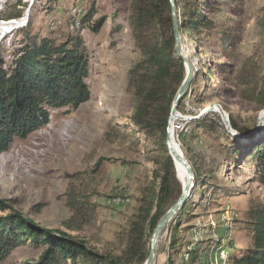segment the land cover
Returning a JSON list of instances; mask_svg holds the SVG:
<instances>
[{"label":"trees","instance_id":"16d2710c","mask_svg":"<svg viewBox=\"0 0 264 264\" xmlns=\"http://www.w3.org/2000/svg\"><path fill=\"white\" fill-rule=\"evenodd\" d=\"M46 1V10L57 4L56 0ZM94 4L95 1L91 0L85 9L81 27L92 22ZM175 4L182 41L187 36L197 44V54L200 55L203 47L209 45L213 52L228 59L233 57L237 43L235 27L213 18V15H225L223 4L213 0H175ZM22 15L19 11L6 18H20ZM106 18L103 16L94 21L92 30L98 32ZM125 20L138 53V58L125 73V90L130 94L133 107L131 122L154 144L156 154L150 157L155 165L152 177L145 176L138 188V207L123 235L122 253L99 249L73 234L92 224L96 204L91 201L94 193L91 180L93 174L101 171L104 158H100L90 173L76 171L67 175L64 197L70 215L61 221L59 228L40 225L0 199V262L9 258L17 248L31 245L42 249L37 264H145L152 230L180 198L182 178L168 153L165 138L173 99L187 72L183 60L176 56L170 0H128ZM22 32V46L13 60L7 63L0 57V154L9 151L16 139H25L47 125L52 109L69 107L76 110L92 97L88 82L90 55L79 32L70 34L60 43L29 29ZM225 65L217 59L211 62L200 58L194 67L191 86L178 104V111L184 108L189 97L196 104L205 105L210 98L220 94L219 88L209 85L215 71L223 81L238 84V95L244 101L264 110V75L254 59L247 58L237 72ZM230 124L237 133L252 140L238 141L222 121L209 120L208 115L188 122L186 126H191L190 133L185 129L178 132L190 152L188 160L194 170V184L185 206L169 224L168 264H209L213 249L218 248H225L229 262L234 264H264L263 198L251 200L245 213L251 239L247 254H231L234 244L232 241L225 244V231L216 233L218 238L192 236V229L203 227L198 220L206 217L209 210L216 208L215 205L218 206L214 213L226 211L214 196L222 189L220 174L225 170L239 171L251 167L252 179L264 187V131L257 138L248 135L253 126L242 124L232 116ZM121 136L120 126L108 124L106 141L114 143ZM189 140H196L200 146L190 147ZM208 226H204L202 237L213 234V227L206 233ZM207 240L211 244L207 245ZM184 254L189 258L186 259Z\"/></svg>","mask_w":264,"mask_h":264},{"label":"rangeland","instance_id":"374dc122","mask_svg":"<svg viewBox=\"0 0 264 264\" xmlns=\"http://www.w3.org/2000/svg\"><path fill=\"white\" fill-rule=\"evenodd\" d=\"M94 1L92 22L81 27L80 22L91 0H56L57 4H52L53 8L47 10L46 0H0V57L7 63L13 60L22 46L24 29L50 36L59 43L70 34L79 32L90 55L88 82L92 92L91 99L76 110L69 107L52 109L47 125L25 139H16L9 151L0 154V199L40 225L59 228L61 221L70 215L64 197L67 175L76 171L90 173L94 164L104 158L100 173L91 174V190L94 192L91 201L96 204L92 224L73 234L85 238L99 249L122 253L123 235L138 207V188L145 176L152 177L155 165L150 157L156 151L154 144L132 124L131 97L125 90L126 70L138 58L125 20L128 0ZM213 1L224 5L225 14L213 15V18L227 21L236 29L237 43L233 57H223L213 52L209 45L203 47L202 55L197 54V44L187 36L182 41L184 55L194 63V67L199 64L200 58L211 62L217 59L226 64V68H233L234 72L247 58L252 57L264 75V0ZM75 7L81 8L82 14H73ZM19 11L23 13L20 18H6ZM103 16L107 17L104 25L94 32L92 23ZM15 21L18 24L14 25V29L3 34V28L9 26L5 23ZM229 62L231 64H227ZM213 73L215 75L209 85L219 88L220 94L210 98L205 105L196 104L189 97L179 111L181 116L198 117L207 107L219 104L229 116V121L232 116L242 124L253 126L248 135L258 138L264 131V110L244 101L238 95V84H229L223 81L220 74L217 76L216 71ZM221 109L219 112L217 107H213L207 114L209 120L222 121ZM110 123L120 126L122 130L121 138L114 143L105 140ZM186 128V132L190 133L191 126ZM175 132L177 137L178 132ZM235 139L242 142L252 140ZM175 142L189 159L187 144L179 136ZM189 143L190 147L200 146L196 140H189ZM218 156L222 159L220 154ZM252 174L251 167L239 171L230 168L220 174L222 189L214 196L218 197L216 202H222L226 211L223 214L214 213L218 206L215 205L216 208L209 210L206 217L198 220L203 227L192 229V236L199 239L218 238L216 233L225 231V244L228 245L230 241L234 244L232 250L229 248L231 254H247L251 239L245 213L251 200L264 199V187L252 179ZM179 175L186 180L180 172ZM205 225H209L207 234L210 227L214 231L212 235L202 237ZM169 243L168 225L159 240L156 264H168ZM206 244H211V241L207 240ZM41 250L31 245L21 246L0 264H37ZM222 250L225 248L213 249V255L217 258L212 257L209 264H222L219 260ZM184 255L186 259L189 258L187 254ZM227 264L234 263L227 261Z\"/></svg>","mask_w":264,"mask_h":264},{"label":"water","instance_id":"95a60500","mask_svg":"<svg viewBox=\"0 0 264 264\" xmlns=\"http://www.w3.org/2000/svg\"><path fill=\"white\" fill-rule=\"evenodd\" d=\"M171 8H172V16H173V31L175 36V50H176V56L183 60L185 67H186V78L175 94V97L173 99L172 103V109L170 112V116L168 119L167 129H166V138H165V144L168 150V153L172 157L174 164L176 166V162L180 163L186 168V180L184 183H182V194L180 198L177 200L175 204H173L166 213L161 217L159 222L156 224L155 228L151 232L150 237V252L148 255V258L145 262V264H156L157 263V254H158V244L159 240L163 234V232L167 229L169 223L171 220L175 217V215L185 206L187 199L192 191L193 188V181H194V170L189 162L188 158L183 153L177 152L171 143L169 134L170 131L174 128V124L176 120H185L187 122L196 119L201 118L203 116H206L209 111L213 107H217L218 111L220 112V109L222 108L219 104H214L210 107H207L198 117H183L179 113L177 107L179 102L181 101L182 97L188 92L191 82L194 78L195 74V68L194 63L189 60V58H186L183 55L182 51V36L181 32L179 30V18H178V11L175 4V0H170ZM221 118L222 122L226 127V130L235 138H241V139H247L246 136H242L239 133H237L231 126L229 121V116H227L224 111L221 109ZM262 118H264V114L262 115Z\"/></svg>","mask_w":264,"mask_h":264},{"label":"bare ground","instance_id":"6f19581e","mask_svg":"<svg viewBox=\"0 0 264 264\" xmlns=\"http://www.w3.org/2000/svg\"><path fill=\"white\" fill-rule=\"evenodd\" d=\"M72 12H73V14L74 13H78V14H82V12H81V8H78V7H75V8H73L72 9ZM24 21H25V19H24ZM6 25H9V26H5L3 29H4V31H3V34H6V33H8V32H10V30H12V29H14L13 27H14V25L15 24H18L16 21L15 22H11V23H5ZM79 25V24H78ZM73 26V25H72ZM12 28V29H11ZM7 30V32H5ZM183 55H184V53H183ZM185 56V55H184ZM186 57V56H185ZM187 58V57H186ZM225 113V112H224ZM194 114V113H193ZM189 119V118H188ZM178 124V120H176L175 121V124H174V127H176V125ZM186 124H187V121H185V120H183V129L182 130H184V129H186ZM175 130L177 131V132H179V131H181V129H172L171 131H170V134H169V137H170V140H171V143H172V146H173V148L177 151V152H179V153H181V151L179 150V148H178V145L176 144V142H175V138L177 139V137H176V132H175ZM176 168H177V170H178V172H180L181 173V175L182 176H184V177H186V174H187V172H186V168L183 166V165H181L180 163H178V162H176ZM185 181H184V178H182V183H184ZM220 258H221V261H222V264H227V261L229 262V256H228V254H227V252L225 251V250H223V251H221V253H220Z\"/></svg>","mask_w":264,"mask_h":264},{"label":"built area","instance_id":"2783aa9c","mask_svg":"<svg viewBox=\"0 0 264 264\" xmlns=\"http://www.w3.org/2000/svg\"><path fill=\"white\" fill-rule=\"evenodd\" d=\"M174 129H183V120H178V124L176 125V127H174Z\"/></svg>","mask_w":264,"mask_h":264},{"label":"crops","instance_id":"0c3cea01","mask_svg":"<svg viewBox=\"0 0 264 264\" xmlns=\"http://www.w3.org/2000/svg\"><path fill=\"white\" fill-rule=\"evenodd\" d=\"M58 3H59V1H58ZM52 11V10H51ZM185 256V255H184ZM212 257H214V255H213V252L211 253V256H210V258H212Z\"/></svg>","mask_w":264,"mask_h":264}]
</instances>
